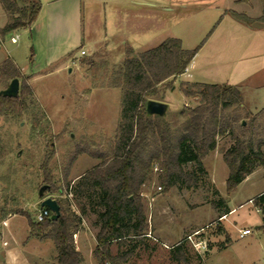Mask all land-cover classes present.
Listing matches in <instances>:
<instances>
[{
	"label": "rangeland",
	"instance_id": "374dc122",
	"mask_svg": "<svg viewBox=\"0 0 264 264\" xmlns=\"http://www.w3.org/2000/svg\"><path fill=\"white\" fill-rule=\"evenodd\" d=\"M40 1L46 4L50 0ZM227 1L233 4V0H171L175 11L166 15V38L181 36L186 51L202 47L221 17L210 4L221 6ZM109 8L101 0H83L81 11L72 6L64 10L63 39L73 40L75 28L78 38L73 53L63 61L49 63L58 44L55 42L53 48L48 45L46 8L32 28L0 38V65L12 60L21 72L20 85L26 79L32 89L24 118L0 122V216L7 214L9 223L7 228L0 226V232L4 230V240L17 247L30 264H51L56 256L54 242L31 238L28 217L14 214L27 213L35 221L42 201L39 190L50 187L44 183L42 165L48 163L53 174L55 198L58 191L66 189L71 157L78 149L106 153L115 143L122 96L115 87L116 73L127 57L124 46L112 36ZM53 14L57 16L58 11ZM6 24L0 5V29ZM15 36L19 38L16 44L11 41ZM91 43L99 50L95 54ZM135 46L142 53L156 45ZM82 50L87 54L81 55ZM193 78L186 76L182 82L177 77L160 86L157 100L168 106V121L199 104L198 97H185L183 89H192L186 81L207 82V77ZM11 82L0 78V92ZM240 113L243 116L244 112ZM230 145V139H219L216 150L203 161L205 174L192 188L165 191L157 181L143 187L150 231L142 243L121 250L130 253L125 264H264V231L260 228L264 216L254 205L264 191V167L229 194V169L222 150ZM98 163L86 153L79 155L67 180L73 184ZM192 168L186 166L187 170ZM71 202L78 210L73 197ZM225 211L230 213L224 216ZM87 221L91 226L95 218ZM245 229L251 234L241 238ZM178 244L183 245L181 250L171 251ZM182 251L183 257L177 258ZM118 252L114 244L112 253ZM83 255L86 264H97L94 256L85 251Z\"/></svg>",
	"mask_w": 264,
	"mask_h": 264
},
{
	"label": "trees",
	"instance_id": "16d2710c",
	"mask_svg": "<svg viewBox=\"0 0 264 264\" xmlns=\"http://www.w3.org/2000/svg\"><path fill=\"white\" fill-rule=\"evenodd\" d=\"M0 5L7 15V24L0 29L2 37L30 28L41 11L40 0H0ZM199 49L186 51L181 40L170 38L138 55L128 52L116 73L115 87L122 96L114 145L106 153L78 149L71 157L66 189L58 191V197L54 198L61 210L57 221L37 223L27 213H14L28 217L31 238L54 242L56 264L83 263L75 236L82 228L83 219L91 217L95 218L93 225L97 229V246L93 252L97 264H125L130 253L121 250L142 243L150 231L148 208L141 195L143 187L154 181L165 191L196 186L205 174L204 159L216 150L221 138L231 140L230 147L222 150L229 169V194L255 170L264 167V108L257 114L245 111L243 95L236 87L194 84L192 89H183L185 97H198L200 102L175 114L172 122L165 116L147 113V103L158 101L160 86L183 75ZM2 77L10 82L20 80L21 72L12 60L0 65ZM31 95L32 89L25 79L18 97L0 96V122L22 120ZM243 120H247L246 125ZM85 153L99 163L72 184L67 177L78 156ZM188 165H192V170L186 169ZM41 170L44 183L50 185L45 197H52L57 189L49 164L44 163ZM70 193L78 210L68 198ZM254 205L264 216V193L254 200ZM228 213L225 211L223 215ZM5 218L4 213L0 222ZM260 228L264 231V221ZM114 244L120 251L115 255ZM182 244L171 251L181 250ZM180 257L183 251L177 258Z\"/></svg>",
	"mask_w": 264,
	"mask_h": 264
},
{
	"label": "crops",
	"instance_id": "0c3cea01",
	"mask_svg": "<svg viewBox=\"0 0 264 264\" xmlns=\"http://www.w3.org/2000/svg\"><path fill=\"white\" fill-rule=\"evenodd\" d=\"M101 2L110 7V19L113 22L112 36L124 46L126 57L128 52H131L133 56L140 54L135 45L139 48L141 45L143 48L150 44L156 45L148 46L144 49L146 51L170 38L181 40L184 47V40L181 36H167L166 38L165 18L167 14L175 11L171 0H101ZM40 3L41 11L38 19L30 28L38 24L46 8L47 42L52 48L55 42L58 44L56 50L54 48L52 50L55 53L51 54L52 58L49 57V63L63 61L73 53L78 37L75 28L73 40L63 39L62 14L69 6L81 11L83 0H50L46 4L41 1ZM210 5L209 8L221 15L220 20L215 23L212 31L207 35L204 45L200 47L186 72L179 77L181 81L186 76L207 77L205 78L207 82L186 81L191 85L236 87L243 95L245 110L257 114L264 108V1L233 0V4L227 1L221 6L216 3ZM56 11H58L57 16L53 14ZM92 47L93 54L99 51L95 45ZM73 58L75 57H71L70 60ZM200 58L202 61H199ZM87 220L89 219H83L82 228L75 237L76 248L83 257L82 264H86L83 252L93 257L97 246V229L93 224L89 226ZM3 222L7 223L6 226ZM0 226L9 227L8 218H5ZM4 234V230L0 232V264H30L17 247L12 248L10 242L4 240ZM8 235L12 236L10 232ZM56 263L57 251L51 264Z\"/></svg>",
	"mask_w": 264,
	"mask_h": 264
},
{
	"label": "water",
	"instance_id": "95a60500",
	"mask_svg": "<svg viewBox=\"0 0 264 264\" xmlns=\"http://www.w3.org/2000/svg\"><path fill=\"white\" fill-rule=\"evenodd\" d=\"M19 93L20 81L19 79H14L7 89L0 92V96L15 98L19 96ZM146 111L151 116L164 117L168 111V106L165 103L151 100L146 105ZM49 188L50 187L46 185L41 187L38 195L42 199L40 207L48 208L49 210H51L52 216L50 218V221L53 222L57 221L60 218L61 210L57 200L52 197H45V193Z\"/></svg>",
	"mask_w": 264,
	"mask_h": 264
},
{
	"label": "built area",
	"instance_id": "2783aa9c",
	"mask_svg": "<svg viewBox=\"0 0 264 264\" xmlns=\"http://www.w3.org/2000/svg\"><path fill=\"white\" fill-rule=\"evenodd\" d=\"M18 40H19L18 36L12 37V39H11L12 43H15V44L18 43ZM81 55H86V52L82 50ZM141 195L144 196L143 192ZM68 198L71 200V198H72L71 193L68 194ZM51 216H52L51 210H49L48 208H41L40 207L38 214L36 215L35 221L37 223H44L46 221H49ZM6 224H7L6 222H3L4 226H6ZM250 234H251V231L249 229H245V230L241 231L240 237L243 238V237H246Z\"/></svg>",
	"mask_w": 264,
	"mask_h": 264
}]
</instances>
